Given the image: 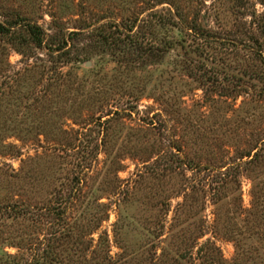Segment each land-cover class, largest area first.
I'll return each mask as SVG.
<instances>
[{
    "label": "rangeland",
    "instance_id": "1",
    "mask_svg": "<svg viewBox=\"0 0 264 264\" xmlns=\"http://www.w3.org/2000/svg\"><path fill=\"white\" fill-rule=\"evenodd\" d=\"M18 15L43 42L0 35V264H264V0Z\"/></svg>",
    "mask_w": 264,
    "mask_h": 264
},
{
    "label": "trees",
    "instance_id": "2",
    "mask_svg": "<svg viewBox=\"0 0 264 264\" xmlns=\"http://www.w3.org/2000/svg\"><path fill=\"white\" fill-rule=\"evenodd\" d=\"M13 19V20H12ZM9 19L6 18V20H0V35H6V34H11V36H15L18 40H20V42H18L20 45H23L28 39H27V35L24 34L23 30H26L25 32H27L28 34H30L33 37V40L35 41L36 45L38 46H42V42H43V34H42V30L40 29V27L38 25H34L32 24L28 19L29 18H25L24 16L20 17L18 15L17 18H12ZM194 21V20H193ZM20 25L19 28V32H13L12 28L14 26ZM172 26L174 27H179L178 24H173ZM190 26L188 27L189 29H193L196 33L197 30L199 29L196 22L194 21L192 25H187ZM183 32V29L180 31ZM79 32H74V35L77 34ZM188 33V31H187ZM14 37V38H15ZM15 38V39H16ZM184 40V39H183ZM178 41L172 36L169 40V42H165V44H169V47H171L172 45L177 44ZM134 44L136 45L137 48H139V52H143L142 53V57L144 58L146 57H160L163 58L165 55V48L164 46H153L152 44H139L138 42H134ZM133 43H130L128 46L127 43H125V47H129V49H131V47H133L134 45ZM164 44V45H165ZM152 45V46H151ZM200 47V46H199ZM62 49L61 46H59L58 48L52 49L54 52L58 51ZM18 50L20 51V47L18 46ZM65 54H67V51H64L63 53L59 54V57L64 56ZM83 56H81L80 58H78L77 61L81 62V61H86L88 58L85 56L83 57L85 60H83L82 58ZM260 153L259 151L256 152V159L259 158Z\"/></svg>",
    "mask_w": 264,
    "mask_h": 264
}]
</instances>
